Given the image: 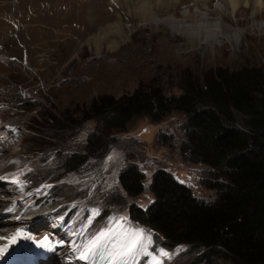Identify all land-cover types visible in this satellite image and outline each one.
<instances>
[{
  "label": "rangeland",
  "instance_id": "1",
  "mask_svg": "<svg viewBox=\"0 0 264 264\" xmlns=\"http://www.w3.org/2000/svg\"><path fill=\"white\" fill-rule=\"evenodd\" d=\"M113 1L0 0V177L5 178L0 184L8 188L0 190V203L4 205L12 199L16 209L4 219L0 216V231L3 235L6 231L2 235L4 240L8 231L12 237L21 231L10 248L19 260L24 252L41 247L40 242L47 236L53 245L60 237L66 238L65 247L73 250L72 259L79 263L85 264L94 257L98 263L108 264L112 232L117 237L127 233L125 242L134 238L136 229L153 234L134 223L129 210L132 203L146 207L153 201L149 186L158 169L171 172L202 201L213 202L217 198L216 191L203 180L207 166L192 162L189 154L182 151L186 118L178 112L157 123L146 117L132 119L114 135L107 154L92 159L97 163L98 175L87 171L67 173L59 180H43L36 188L26 190L29 172L46 174L45 170L55 165L58 153L86 144L95 123L80 122L77 118L94 99L131 95L149 84L163 89L167 96H179L185 78L202 82L210 71H238L264 65L263 6L242 7L236 15L221 20L227 33L240 36L238 41L223 37L212 46H198L196 34L192 36L185 30V17L198 12L192 0H181L176 10L159 13L151 21L140 15L139 5L134 4L129 10ZM219 7L220 0L206 7L213 10L210 19H214ZM256 10L263 14L255 16ZM117 15L124 26V36L101 34L119 21ZM215 19L220 18L216 15ZM16 95L21 98V105L15 102ZM61 116L77 120L69 141L57 152L39 148L55 143L46 133L50 131L49 122L61 120ZM13 122L18 125L10 129ZM129 164L137 165L145 174L144 191L136 197L128 196L118 183L120 172ZM14 178L21 183L13 182ZM53 184L64 186L57 192V201L49 198ZM82 185L88 189L85 197L80 196L85 189ZM99 185L108 193L98 196L95 192ZM46 200L51 203L43 204ZM64 204L75 207L73 211L79 213L69 218L66 226L59 227L55 216ZM84 207L92 212L90 216L83 214ZM103 209L109 211L105 213ZM100 211L107 217L97 220L96 228L90 231L87 227ZM34 212L41 217L32 219ZM28 217L30 220L23 223ZM102 233H109V237L87 258H82L90 242ZM161 248L170 253V259L176 256L171 262L163 259L164 264H193L187 253L180 255L173 249ZM141 254L129 257L128 264H147L148 256L142 259Z\"/></svg>",
  "mask_w": 264,
  "mask_h": 264
},
{
  "label": "trees",
  "instance_id": "2",
  "mask_svg": "<svg viewBox=\"0 0 264 264\" xmlns=\"http://www.w3.org/2000/svg\"><path fill=\"white\" fill-rule=\"evenodd\" d=\"M180 90L179 96H167L163 89L149 84L131 95L94 99L77 118L95 123L86 144L58 153L55 165L48 167L46 174L29 172L28 187L35 188L47 179L59 180L72 172L98 175L97 163L92 159L107 154L114 135L132 119L146 117L157 123L171 113H182L186 118L182 151L189 154L192 162L207 166L203 180L216 191V200L198 199L171 172L158 169L149 186L153 201L146 207L132 203L129 217L153 232L154 252L159 246L175 252L183 246L178 254L187 253L193 264H264V65L210 71L202 82L188 77L182 80ZM17 97L14 100L21 105ZM76 121L61 116V120L49 122L46 134L55 143L39 148L57 152L64 147ZM144 180L145 174L135 164L126 166L118 177L119 186L130 197L142 194ZM82 186L85 189L80 196L85 197L88 189ZM62 188L53 184L49 198L57 201V192ZM102 189L99 185L95 193H108ZM59 208L55 217L65 223L79 213L67 204ZM105 213L100 211L91 221L90 231L96 228L97 220L107 217ZM83 214L90 215L85 207ZM175 257L163 259L171 262Z\"/></svg>",
  "mask_w": 264,
  "mask_h": 264
},
{
  "label": "bare ground",
  "instance_id": "3",
  "mask_svg": "<svg viewBox=\"0 0 264 264\" xmlns=\"http://www.w3.org/2000/svg\"><path fill=\"white\" fill-rule=\"evenodd\" d=\"M192 1L196 4L198 8V12L196 13L193 12L192 14L185 17L186 25L188 24L185 30L191 33L192 36H195L196 34V42L198 43V46H200L203 43L206 45L212 46L216 40L221 39L223 37L230 42H232L233 40L238 41L240 39V36L234 33H227L228 30L223 29L224 27L221 26V20H225L226 16H228V19H229L233 15H236L237 11H239V9L242 7L252 6V4L256 5L258 8L259 7L262 8V6L264 7V0H220L221 7L217 8V11H216V15L219 16L220 19L216 20L215 19L216 15L212 16V18L214 19H210L211 16L209 17L210 12H211L210 15H212V12H213L212 8H211V11H209L206 8L208 7L209 4H211L212 6V3L214 2V0H192ZM179 2H181V0H114L113 4H115L116 6L118 5L120 7H123V8H125L126 6L129 10L134 6V4H137L139 5L138 10L140 12V15L144 19L149 17L150 18L149 21H151L152 19L157 17L156 15H158L159 13L165 14V13H169L173 9L176 10ZM189 11H192V10H189ZM262 14L263 13L260 10H256L254 13L255 16H260ZM117 18L118 20L120 19L119 15H117ZM169 24L172 25L173 22H169ZM110 33H115V35L117 34L120 37L124 36L123 35L124 26L120 22V20L113 26V28L105 30L101 34L107 35ZM17 125H18V122L10 123L9 128L11 129V128L17 127ZM0 190L8 191V188L4 187L3 184L1 183ZM1 193L3 194L4 192H1ZM5 200H8V199H5ZM11 201L12 199L9 200V203L5 202L4 205L0 203V216L3 219L6 216L8 217L11 212H14L16 210L14 203H11ZM38 214L39 213H36V212L31 214L32 219L40 218L41 216L36 217ZM24 220L26 222H23V223H27L30 220V217L25 218ZM1 223H2V220H0V226H1ZM4 233L5 234L3 235L2 232L0 231V248H3L5 251L7 250L8 245L5 244V240L3 237L6 235L5 230H4ZM65 244H66V238L60 237L58 244L54 248H46V247L36 248L35 250H33V253L35 255L33 262L35 264H40L41 262H44V263L47 262V264H78L77 262H73L72 260L73 250L70 247L66 248ZM6 256L9 258L1 259L0 264H8L7 263L8 261L15 258L14 253L12 254L7 253ZM89 264H100V263H98L95 260V258L92 257L90 259Z\"/></svg>",
  "mask_w": 264,
  "mask_h": 264
},
{
  "label": "snow or ice",
  "instance_id": "4",
  "mask_svg": "<svg viewBox=\"0 0 264 264\" xmlns=\"http://www.w3.org/2000/svg\"><path fill=\"white\" fill-rule=\"evenodd\" d=\"M111 159V157H110ZM11 163H16V161H12ZM23 173L21 172L20 175ZM15 176V174H14ZM5 179L4 177H0V180ZM15 183L20 184L21 181L18 178H14ZM121 220H126V218H120ZM119 223V221L117 222ZM122 227V225H121ZM22 233L18 230L14 236L12 237L13 242L15 243L16 237L21 236ZM128 235L127 233L122 234L120 237H117L116 232L111 233V239L109 248L111 249L108 252V264H128V258L134 256L137 253H143L148 256L147 264H164L163 258H171L169 252L164 249H157L154 253L149 252V246L153 243L152 234L146 232L144 229H136L134 233V238L125 242L124 236ZM109 237V233H102L99 237L95 238L90 242L88 246V250L83 252L82 255L87 258L91 253H93L97 247L101 244V242ZM41 247L46 248H54L56 245H53L49 239V237L45 236L43 241L40 242ZM183 250L181 246L176 251L180 252ZM4 256V249L0 248V257Z\"/></svg>",
  "mask_w": 264,
  "mask_h": 264
}]
</instances>
